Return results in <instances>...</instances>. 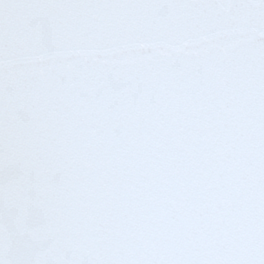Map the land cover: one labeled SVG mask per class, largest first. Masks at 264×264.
<instances>
[{"label": "snow or ice", "instance_id": "6c2138e0", "mask_svg": "<svg viewBox=\"0 0 264 264\" xmlns=\"http://www.w3.org/2000/svg\"><path fill=\"white\" fill-rule=\"evenodd\" d=\"M0 264H264V0H0Z\"/></svg>", "mask_w": 264, "mask_h": 264}]
</instances>
